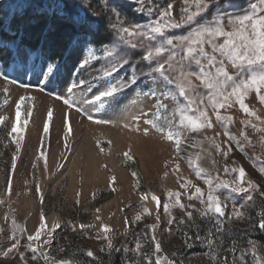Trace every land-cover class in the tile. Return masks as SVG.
Listing matches in <instances>:
<instances>
[{"label":"snow or ice","instance_id":"obj_1","mask_svg":"<svg viewBox=\"0 0 264 264\" xmlns=\"http://www.w3.org/2000/svg\"><path fill=\"white\" fill-rule=\"evenodd\" d=\"M95 7L102 8L105 11V16L101 17L92 11ZM124 7L131 10L132 20L127 18L126 11L122 14L121 9ZM157 7L153 0H127L126 6L122 5L120 0H35V6L26 9L23 14L13 13L6 23L0 20V48H5L11 53L13 64L26 65L33 54L38 53V50L24 44L20 36L21 21L33 27L38 26L45 42L50 37L67 33L66 50L70 48L73 53L77 54L78 59L80 53L85 54L84 58L79 59V63L75 65L74 75H80L83 69L91 67L94 62L103 61L97 70L98 75L89 80L80 79L78 84L72 83L67 91L71 93L74 88L80 86H87L91 91L99 88L96 95L86 103H91L94 106L99 105L101 108L119 106L126 98L127 93L139 86L141 79L147 76L153 82V86L141 94L154 98L156 103L152 118L145 120L144 123L160 133L162 139L173 142L176 158H185L182 155V146L186 142L195 148L207 141L215 148L217 154L225 158V161L233 152L234 147L235 150L245 153V142L251 144L245 131V128L249 126L261 134L262 142H264V127L260 126L264 125V118L245 103L249 93L255 91L259 102L264 104V0H251L248 8L242 13L237 11L240 7V0H181L179 20L174 17V3L172 2L168 3L167 7L160 9V14L156 19H151ZM209 13H211L210 17H208ZM140 16H146L149 19L147 22L138 23L135 18ZM186 26L189 31L183 35L169 34L172 30H180ZM5 27L8 31H5ZM9 33L13 35L9 36ZM137 50L141 51L142 55L134 60L132 57L135 56ZM97 51H102L103 56H97ZM36 59H39L38 54ZM141 62L148 67L146 73L142 68H139ZM33 66H35V61H33ZM44 68L47 73L55 75L54 69L58 70L59 65L54 59L48 57L42 71ZM121 71H125V75L115 79ZM0 77L8 79L4 72H0ZM114 79L115 82H113ZM21 86L25 89L29 87L28 84ZM157 86L161 88L160 92L156 91ZM37 90L43 92L44 88L39 87ZM49 95H55V99L62 100L69 110L75 108L77 113L87 116L88 120L97 125L114 123L109 119L94 118L91 113L78 106L69 96L53 93H49ZM161 96L170 98L174 102L171 109L159 99ZM33 99L34 97L31 95L20 96L16 102L17 112L22 102ZM235 105H239V108L248 117H254L256 121L260 122V125L253 123L251 119L242 120L239 136L235 135L230 130L233 117L227 114ZM31 112L32 109L29 107V115ZM52 115L53 110L49 107L43 125L45 134L48 133L49 120L52 119ZM146 115L148 113L132 117L137 125L136 131L141 130L139 121L141 116ZM6 119L5 116H0V124ZM63 124L65 147L67 148L69 147L67 139L71 131L67 113L64 115ZM217 125L223 130L225 137L223 141L217 140L221 133H215L214 136L206 135L207 130L215 131ZM123 127L130 128V125L125 123ZM14 131H16L15 124L12 126V132ZM149 131L148 127L143 129L145 135H148ZM12 132H9L8 135L11 136ZM197 136L201 137L199 141L196 140ZM14 142L18 152L20 140ZM124 155L131 159L128 153ZM186 159L188 167L195 177L206 185V190L180 174V164L177 160L174 169L179 174V188L183 191L166 190L165 195L169 201L174 198V202H164L162 204L164 212L171 217L170 208L179 207L185 211L187 222H191L193 212L188 209H195V205H185L182 203V197H186L190 201L193 199L199 201L204 206L200 211L201 217L213 216L217 220L216 232L213 233L210 230L209 235L223 233L222 218L226 215L229 220L233 217L244 219L243 209L250 202H254V193L259 191V185L251 180H247V186H244L247 179L245 169L242 166H229L225 163V174H236L235 180H228L221 178L219 174L213 175L208 169L201 167L198 163L202 159L199 153H196L195 157L189 153ZM233 163L235 165V162ZM253 163L255 166L256 161ZM33 166L35 167V165ZM15 167L16 154L14 153L12 168L15 169ZM258 171L264 175V165H261ZM133 174L135 175V173ZM11 184L12 178L9 175V191ZM190 189H194V191H190ZM222 191L228 193L223 199L220 195ZM37 192H39V185H37ZM233 194L236 196L243 194L245 199L239 207L234 204L233 212L227 214V201L235 200ZM151 195L157 203L159 212L161 201L154 194ZM259 195L264 198V192H259ZM146 198L147 194L141 195L142 200ZM2 202L0 201V203ZM41 202H43L42 197ZM142 214H150L149 209L143 207L142 213L138 212L132 221L125 218L126 229L130 223L139 221ZM8 219L6 213L5 220ZM96 219L99 220L100 217L97 216ZM156 219L159 222V214ZM168 223L169 225L176 223L179 226L185 224L186 221L184 218L179 221L170 218ZM60 226V223L56 222L49 228L46 224L44 211L41 209L39 225L34 233L28 235L26 229L12 217L8 236L11 243L0 254L8 257L11 253L19 251L21 239L18 233H20L27 235V243L23 246L32 252V259L37 264L41 258L44 260V264H75L72 259L55 260L50 258L47 251L41 254L38 247L32 243L33 241L40 242L41 236L44 234L49 239L43 240V245H50L55 239L54 232ZM87 227H92V225H80L81 229ZM254 227H258L261 232H264V207L257 213V223L254 224ZM110 231L109 225L102 224L103 236L98 235L96 239L102 238L107 241L109 253L113 250L118 253L121 249L115 248L113 245L112 239L108 235ZM168 231L171 232V229ZM0 233H3V228H0ZM196 239L200 240L199 235L196 236ZM189 240H191V236L185 233V243L188 244ZM151 242L154 244L152 253H143L139 241L136 244L134 251L143 261H149L151 264V257L155 256L154 264H175L167 254L157 255L162 252V247L155 235L152 236ZM249 243L252 244V241L250 240ZM208 244L209 257L213 264H227L226 260L218 259L211 252L214 241L209 240ZM101 251H105V249L102 248ZM124 251L127 252V248ZM232 251L235 252L234 247ZM85 254L87 257L95 258L91 250H87ZM252 254L256 257L257 264H264V260L256 255L255 245L252 247ZM175 255L174 253L173 256ZM19 256L27 264L25 253L19 252ZM240 259L243 262V253ZM128 264H135V262L130 261Z\"/></svg>","mask_w":264,"mask_h":264},{"label":"rangeland","instance_id":"obj_2","mask_svg":"<svg viewBox=\"0 0 264 264\" xmlns=\"http://www.w3.org/2000/svg\"><path fill=\"white\" fill-rule=\"evenodd\" d=\"M170 2L174 3L173 14L179 20L181 0H153V3L158 7L151 19H156L160 14V9L167 7ZM250 2L251 0H240V7L237 11L241 13L245 11ZM120 3L126 6L127 0H120ZM34 6L35 0H0V13L3 19V16L11 17L13 13L17 12L23 14L26 9ZM92 11L101 17L105 16V11L100 7H95ZM121 11L122 14L127 12L129 20L133 19L130 9L124 7ZM210 16L211 13L208 14V17ZM148 19L146 16H140L136 17L135 21L138 23L147 22ZM24 23L21 21L22 27ZM187 31L189 28L186 26L180 30H172L169 34L179 36ZM36 49L38 53H34L26 65L13 64L12 60L7 65L0 62V72L6 73L8 77L7 80L0 77V116L7 118L0 124V201H3L0 203V228H3V233H0V253L11 243L8 239L11 218L14 217L30 235L39 225L41 209L44 211L48 226L52 225V222H59L61 225L57 240L59 248L55 255H51L49 253L51 244L43 245L42 243L43 240L49 239L44 234H42L40 242L33 241L32 243L38 247L39 253L47 251L49 257L55 260H73L72 255L64 254L63 242L77 248L86 246V251L91 250L95 257L103 252L102 248L106 251L107 241L102 238L96 239L98 235L103 236L101 225L104 224L110 226L111 231L108 235L112 239L113 245L123 251L126 258L125 264H128L133 259L135 247L130 244L128 239L130 224L126 229L125 218L132 221L138 212L142 213L143 207H147L150 214H142L139 221H147L150 226H154L150 227L151 234L161 242V247L164 243L167 248L173 249L177 244H182L181 232H176V223L169 225L168 220L175 218L176 221H179L184 218L187 222V217L185 211L179 207H171L172 215L169 217L164 212L162 204L174 202V198L169 201L165 195L166 190L183 191L179 188V174L174 169L177 160L180 164V174L206 190V185L198 180L188 167L186 158L189 153L193 157L199 153L202 157L198 161L200 166L208 169L213 175L219 174L223 179L235 180L236 176V174H225V163L229 166H242L247 174L244 186H247V180H251L259 185V191L254 193V197L260 196L259 192H264V175L258 171V168L264 165V142H262L261 134L252 127L245 128L246 134L251 140V144L245 142L246 154L235 150L234 147L233 152L225 161V158L217 154L215 148L207 141L195 148L186 142L182 146V155L185 158H176L173 142L162 139L160 133L144 123L145 120L151 119L155 112L156 100L141 94L153 86L151 79L147 76L141 79L140 85L128 92L119 106L101 108L99 105L94 106L91 103H86L96 95L99 88L91 91L87 86H80L74 88L71 93L67 89L72 83L78 84L80 79L89 80L98 75L97 70L103 61L94 62L91 67L83 69L80 75H74L75 65L79 63V59L84 58L85 54L80 53L78 59L77 54L68 48L63 50L59 60H55L59 68L58 70L54 69L55 75H53L47 73L46 68L42 71L44 62L49 57V50L44 39ZM37 54L39 59H36ZM96 55L103 56V52L97 51ZM141 55L142 52L137 50L132 59L137 60ZM33 61H35V66H33ZM139 68H142L145 73L148 71V67L143 62L139 64ZM125 71H121L115 79L124 76ZM23 84H28L29 87L25 89L21 86ZM39 87H43L44 91H38ZM156 91L160 92L161 88L157 86ZM49 93L69 96L78 106L91 113L94 118L109 119L114 123L97 125L88 120L87 116L77 113L75 108L69 110L62 100L55 99V95H49ZM27 95H31L34 99L22 102L17 112V100L20 96ZM159 99L169 109L173 106L174 102L170 98L161 96ZM245 103L264 118V104L259 102L255 91L249 93ZM29 107L32 109L31 115L28 113ZM49 107L52 108L53 115L49 120L48 133L45 134L43 125ZM65 113L68 114L71 129L67 139L69 146L67 148L65 147L63 124ZM141 113H148V115L141 116L139 121L141 130L136 131L137 125L132 117L139 116ZM227 114L233 117L230 130L237 136L242 128V120L251 119L253 123L260 125V122L256 121L254 117H248L239 108V105H235ZM125 123L129 124L130 128H124L123 124ZM13 124L16 126L14 132H12ZM115 126H117V130H120L118 132L120 138L117 141L112 138V132H110L115 129ZM260 126L264 127V125ZM145 127L150 129L148 135L143 133ZM9 132H12L11 136L8 135ZM215 133H221L217 137L218 141L225 139L219 125L215 127V131L207 130L206 135L214 136ZM18 139L20 140V149L17 152L14 141ZM200 139L201 137H196L197 141ZM14 153L16 154L15 169L12 168ZM125 153H128L131 159H128L124 155ZM253 161H256L255 166ZM9 175L12 178L10 191ZM37 185H39V192H37ZM190 191H194V189H190ZM142 194H147V198L142 200ZM151 194L161 201L159 212L157 203L152 199ZM227 194V191H222L221 198L223 199ZM233 196H235V200L227 201V214L233 212L234 204L239 207L245 199L243 194L239 196L233 194ZM41 197L43 202H41ZM182 203L195 205V209H188L193 212V219L201 217L200 211L204 206L199 201L195 199L190 201L186 197H182ZM6 213L9 217L7 221L5 220ZM157 214L160 217L159 222L156 219ZM97 216L100 217L99 220L96 219ZM208 217L215 219L213 216ZM224 219L229 220L227 215ZM81 224L92 225V227L81 229ZM169 229L171 232L168 231ZM18 236L21 239L19 251L11 253L8 257L0 254V264H25L21 260L19 252L25 253L27 264H37L32 259V252L23 246L27 243V235L18 233ZM253 245H255L256 255L262 260H264V246L257 243L248 245V252L252 256L254 264H257L256 257L252 254ZM125 248H127V252L124 251ZM157 255H165L163 248L162 252ZM188 260L195 261L197 264H207V257L204 255H193ZM39 264H44L42 258Z\"/></svg>","mask_w":264,"mask_h":264},{"label":"trees","instance_id":"obj_3","mask_svg":"<svg viewBox=\"0 0 264 264\" xmlns=\"http://www.w3.org/2000/svg\"><path fill=\"white\" fill-rule=\"evenodd\" d=\"M0 20L3 21L1 13ZM6 31V27H5ZM12 34H9L11 36ZM20 36L23 39L24 44L36 48L40 42H42V37L40 33V28L28 25L26 22L23 24L22 32ZM68 42L67 33H60L56 36L50 37L46 43L49 50V57L54 60H59L63 50L66 49ZM57 52V53H56ZM12 60L11 53L5 49L0 48V62L7 65ZM264 207V198L257 196L254 202H250L245 209L244 219H231L223 220L224 231L222 234L209 235L211 230L213 233L216 232L217 220L212 219L208 216L199 217L197 219H192L191 222H186L183 225H175L176 232H181L182 244H177L173 249L167 248L164 243H162V248L164 254H167L169 259L174 260L175 264H197L195 261L188 260L190 256L193 255H204L207 257V264H213L212 259L209 257V244L208 241H214L211 252H213L216 257L220 260H226L227 264H254L252 256L248 252L249 241L252 243H257L264 246V232H261L258 227H254L257 223V213L260 209ZM199 230V231H198ZM60 232V227L54 232L55 239L52 240L51 246L49 248V253L55 255L59 245L57 244L58 234ZM185 233L191 236V240L188 244L185 243ZM199 235L200 240L196 239ZM152 234L151 228L147 221H136L130 223L128 227V239L130 244L136 248V244L142 245L143 253H152L154 250V244L151 242ZM191 245V246H189ZM63 247L65 249L64 254L72 255L73 261L76 264H125L126 258L123 251L116 252L115 250L110 253L108 250L100 252L97 257L90 258L87 257L86 246L83 248H77L76 246L67 245L63 242ZM235 248V252L232 248ZM115 248H117L115 246ZM176 254L173 256V254ZM243 253L244 260L241 261L240 257ZM155 256L151 257V264H154ZM132 261L135 264H150L149 261H143L142 258L134 252Z\"/></svg>","mask_w":264,"mask_h":264},{"label":"bare ground","instance_id":"obj_4","mask_svg":"<svg viewBox=\"0 0 264 264\" xmlns=\"http://www.w3.org/2000/svg\"><path fill=\"white\" fill-rule=\"evenodd\" d=\"M125 113V112H124ZM120 114V113H119ZM118 126V125H117ZM117 126H115V129L114 130H112V131H110V132H112V134H111V136H112V138L113 139H115L116 141L120 138V135H119V131L120 130H117ZM52 223H54V222H52ZM48 226V225H47ZM49 228L51 227V225L50 226H48ZM28 229V228H27ZM30 229V228H29Z\"/></svg>","mask_w":264,"mask_h":264},{"label":"water","instance_id":"obj_5","mask_svg":"<svg viewBox=\"0 0 264 264\" xmlns=\"http://www.w3.org/2000/svg\"><path fill=\"white\" fill-rule=\"evenodd\" d=\"M11 17H9L8 15H5V16H3V21H5V23H6V21H7V19H10Z\"/></svg>","mask_w":264,"mask_h":264}]
</instances>
